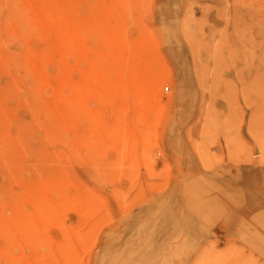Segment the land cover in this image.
<instances>
[{"label":"rangeland","instance_id":"obj_1","mask_svg":"<svg viewBox=\"0 0 264 264\" xmlns=\"http://www.w3.org/2000/svg\"><path fill=\"white\" fill-rule=\"evenodd\" d=\"M58 1L63 27L77 20L83 34L110 25L119 1L122 54L138 48L162 62L164 82L141 118H123L90 91L89 69L108 41L86 34L81 56L54 52L41 83L11 61L49 47L53 33L26 37L17 16L30 2L0 0V264L49 251L38 231L31 239L21 230L30 186L49 189L55 178L62 190L50 196L64 205L40 233L71 235L78 264H264V0L36 3ZM74 88L83 98L76 124L50 104ZM123 121L133 125L129 141L114 133Z\"/></svg>","mask_w":264,"mask_h":264},{"label":"bare ground","instance_id":"obj_2","mask_svg":"<svg viewBox=\"0 0 264 264\" xmlns=\"http://www.w3.org/2000/svg\"><path fill=\"white\" fill-rule=\"evenodd\" d=\"M27 11L22 10L17 17L22 18L18 23L21 31L26 37L33 36V33L44 32V29L52 31V42L50 46L41 50H32L31 53L22 54L12 58L11 64L16 67L25 68L29 76H34L41 83L45 82L43 76V65L54 58V52L64 55L72 51L76 56H81L84 42L87 41L86 34L101 35L107 38L102 54L95 55V60L90 67V81L93 82L90 91L95 92L99 101L112 105L117 112L125 118L128 114L141 118L143 110L149 106V102L158 96V89L164 82L165 65L151 61L143 53L134 49L129 56L122 54L126 50L124 29L122 25L121 3L115 2V9L107 16L103 22H108L107 27L84 28V34L80 30L77 20H68L66 28L63 27V16L61 14L60 2L49 5L43 3L38 5L40 0H27ZM124 4V2H123ZM31 5V6H30ZM126 8H128L126 6ZM15 34V33H14ZM1 43V37H0ZM115 47L123 49L116 52ZM85 49V48H84ZM1 50V48H0ZM141 50H144L143 48ZM145 51V50H144ZM106 71V72H105ZM108 72L110 74L108 75ZM37 92L32 99L39 102ZM83 98L78 95V88L73 89L72 98H63L60 93L51 101V115L56 118L70 117L74 123L79 122V107ZM119 116V118L121 117ZM131 116V117H132ZM133 130L131 123L126 121L116 125L115 136L129 141L130 133ZM61 182L56 178L52 180V186L48 189L45 182H39L30 186L31 210L28 218L23 221V226L27 229L21 230L22 234H28L31 239L40 236L41 241L48 247L49 251L40 256L36 261H30L27 257H22V264H78L80 258L79 245L71 235H66L56 241L51 237L41 235L40 232L48 230L55 223V216L59 214L60 207L64 205V199L55 201L50 196V191L59 192ZM61 194V193H60ZM59 203V204H53ZM80 198L76 196L70 199V205L77 206ZM94 207L90 208L92 211ZM12 223L14 221L12 220ZM9 220L2 222V227L13 228ZM38 231V232H37ZM37 232V236H36Z\"/></svg>","mask_w":264,"mask_h":264}]
</instances>
